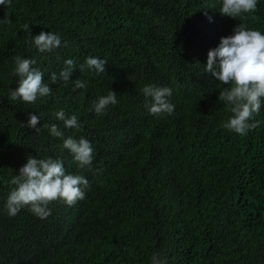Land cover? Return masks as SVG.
<instances>
[{
  "label": "trees",
  "instance_id": "obj_1",
  "mask_svg": "<svg viewBox=\"0 0 264 264\" xmlns=\"http://www.w3.org/2000/svg\"><path fill=\"white\" fill-rule=\"evenodd\" d=\"M221 7L222 0L0 5V264H152L157 253L167 264H264V99L250 121L256 128L229 132L222 124L232 113L218 100L229 85L204 71L208 51L237 24L264 34V0L235 19ZM30 31L59 34L61 46L41 53L28 44ZM17 56L36 61L50 96L11 99ZM90 56L107 60L104 73L79 71ZM66 59L77 65L70 81L51 83ZM76 79L87 87L73 91ZM146 85L172 89V115L149 113ZM111 91L118 103L96 114L94 104ZM61 109L83 127L65 129L54 116ZM29 113L41 116L39 133L24 125ZM44 124H57L64 137ZM67 137L91 143L90 168L63 147ZM29 156L59 158L67 173L83 175L85 198L50 203L46 219L28 208L9 216L11 180Z\"/></svg>",
  "mask_w": 264,
  "mask_h": 264
},
{
  "label": "clouds",
  "instance_id": "obj_2",
  "mask_svg": "<svg viewBox=\"0 0 264 264\" xmlns=\"http://www.w3.org/2000/svg\"><path fill=\"white\" fill-rule=\"evenodd\" d=\"M257 4L258 0H222L219 11L235 19L244 14L255 13ZM0 5L7 9L11 7V0H0ZM209 20L211 21V17ZM30 36L28 44L41 53L52 52L61 46L59 34L41 31L33 36L30 31ZM64 46H67L66 41ZM35 64L34 59L19 56L15 58V74L19 77V83L15 90L10 89L11 99L34 104L39 98L52 94V88L44 82L43 72L33 67ZM107 64L105 59L90 56L79 66V71L83 72L87 68L104 73ZM64 65L59 74H51V83L62 81L67 84L70 81L77 65L72 59H66ZM204 71L210 72L220 85H229L221 87L218 96V100L226 103L232 113L222 127L242 136L256 128L258 122L250 121L259 113L264 99V34L259 30L249 29L243 23L237 24L232 35L221 37L219 45L208 51ZM86 87V81L76 79L73 91ZM142 91L145 97L152 98L153 102L149 106L151 115L163 117L174 113L175 105L170 100L171 88L146 85ZM117 103L116 93L111 91L94 104V111L101 114L107 106ZM54 116L56 120L63 122L65 129L80 130L83 127L76 115L69 116L63 109L56 111ZM40 119V115L29 113V119L24 125L39 133L41 128L37 125ZM43 128L53 137H64V132L57 124H44ZM63 147L70 151L78 167H91L95 150L86 138H64ZM11 184L15 185V188L6 201L8 215L16 216L22 209L28 208L40 219L51 215V209L48 207L50 203L62 200L68 206H73L85 198V189L90 187L89 181L83 175L67 173L61 159H38L32 156L27 158V163L19 169V174L12 178ZM151 259L152 264H167V260L161 259L158 253Z\"/></svg>",
  "mask_w": 264,
  "mask_h": 264
}]
</instances>
